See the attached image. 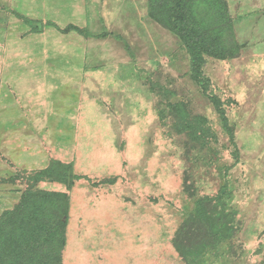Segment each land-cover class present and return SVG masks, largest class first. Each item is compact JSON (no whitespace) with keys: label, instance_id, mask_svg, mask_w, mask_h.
Listing matches in <instances>:
<instances>
[{"label":"rangeland","instance_id":"obj_1","mask_svg":"<svg viewBox=\"0 0 264 264\" xmlns=\"http://www.w3.org/2000/svg\"><path fill=\"white\" fill-rule=\"evenodd\" d=\"M224 1L204 89L148 0H0V216L66 194L61 264H187L173 241L209 199L233 229L200 264H264V0Z\"/></svg>","mask_w":264,"mask_h":264},{"label":"trees","instance_id":"obj_2","mask_svg":"<svg viewBox=\"0 0 264 264\" xmlns=\"http://www.w3.org/2000/svg\"><path fill=\"white\" fill-rule=\"evenodd\" d=\"M147 10L152 22L179 39L189 55L190 77L206 89L205 81H201L204 57L224 60L233 54L221 42V26L229 22L225 1L148 0ZM205 17L211 21H204ZM36 30L40 31L38 27ZM70 31L86 36L83 29L73 25L61 32L67 34ZM213 103L217 104L218 100L213 98ZM218 112L223 130L231 137L224 112ZM47 171L43 174L40 172L35 178L40 180L42 176L55 175L66 188L71 186L72 181L82 180V177L72 174L70 169L66 175L56 170ZM68 202V196L62 193L22 194L20 202L0 216V264H61ZM207 203L211 201L202 199L196 202L195 213L184 226L183 232L187 235L183 236L184 233L180 231L173 241L179 256L187 264H200L206 248L203 243L216 246L221 240L229 238L233 229L227 216L207 211Z\"/></svg>","mask_w":264,"mask_h":264}]
</instances>
